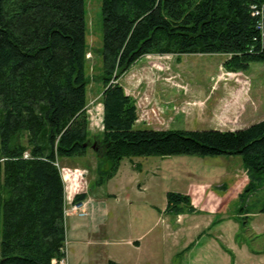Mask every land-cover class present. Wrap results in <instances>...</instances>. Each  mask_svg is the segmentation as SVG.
I'll return each instance as SVG.
<instances>
[{
	"label": "trees",
	"instance_id": "obj_1",
	"mask_svg": "<svg viewBox=\"0 0 264 264\" xmlns=\"http://www.w3.org/2000/svg\"><path fill=\"white\" fill-rule=\"evenodd\" d=\"M263 2L102 0L103 132L92 135L85 0H0V264L62 263L65 189L57 164L89 149L99 159V185L125 158L238 155L255 179L245 198L264 175V120L235 131L136 129L137 107L120 80L147 55L224 54L230 72L264 63L253 9ZM167 201L171 209L190 197L169 193Z\"/></svg>",
	"mask_w": 264,
	"mask_h": 264
},
{
	"label": "rangeland",
	"instance_id": "obj_2",
	"mask_svg": "<svg viewBox=\"0 0 264 264\" xmlns=\"http://www.w3.org/2000/svg\"><path fill=\"white\" fill-rule=\"evenodd\" d=\"M85 2L90 77L87 113L90 132L99 135L103 132V85L98 79L102 72V0ZM228 59L224 54L147 55L141 58L139 64L144 65L136 63L120 82L126 86L128 94H134L139 103H143V110L155 109L158 113L140 116L136 129L204 131L242 127L253 119L264 118V63H252L246 72H230L225 67ZM222 87L223 98L230 99L235 110L237 119L234 117L233 121L221 120L224 118L222 112L230 108L227 100L220 112L215 115L211 112L215 100L213 93L218 94ZM172 96L175 99L168 98ZM164 97L168 100L161 101ZM223 100L221 98L220 102ZM153 118L161 122L156 123ZM85 157L87 170L84 168L85 171L81 170L82 173L72 179L66 174L70 173L69 168L59 166V170L64 182L65 210L71 201L74 203L76 190L80 189L87 196L83 202L87 206L85 217L89 218L93 200L88 196L91 191L96 193L99 187V159L92 149ZM65 160L60 159V163ZM133 166L134 169L138 166L140 183L147 185L139 195H134L137 184L133 185L130 177ZM260 179L243 198L242 193L255 179L238 155L125 158L119 174L112 180L119 192L107 196L115 186H103L102 192L112 212L99 234L92 237L94 240L109 239L112 244L77 245L70 228L67 231L66 227V256L62 262L107 264L108 259H115L128 264L138 258L145 263L150 257V264H264V175ZM188 184L193 186L192 196L187 195L190 204L170 209L167 194L186 195ZM141 198L140 203L136 201L131 205L129 202ZM143 198L146 199L143 201ZM116 217L120 222L118 231L111 229ZM82 219L65 211L66 226L71 227ZM130 221L136 224L132 230L128 227ZM150 225L155 226L151 241L144 242L141 250L134 253L127 241L137 231H147Z\"/></svg>",
	"mask_w": 264,
	"mask_h": 264
},
{
	"label": "crops",
	"instance_id": "obj_3",
	"mask_svg": "<svg viewBox=\"0 0 264 264\" xmlns=\"http://www.w3.org/2000/svg\"><path fill=\"white\" fill-rule=\"evenodd\" d=\"M137 63H138L139 66L140 65H144V64H139L140 61H138ZM122 86L124 87V89L126 91V86L123 84V82H122ZM222 91H223V87L221 89V92H219L218 94H215V92L213 93V96H215V100H214V102L212 104V109H211L212 111L211 112H213L214 115H215L216 112H220V108L226 102L225 100H227V102L230 100V99L228 100L226 97L223 98V96L225 94L223 95L222 94ZM126 93H127V91H126ZM129 95L132 97L134 94H129ZM173 97L174 96L168 97V98L169 99L170 98L171 99H175ZM133 98L136 101V107L138 109L137 110V113H139V111H140V108L138 107L139 100L135 96H133ZM221 98L224 99V100L220 102V99ZM167 100L168 99L164 97V99L161 100V101H167ZM178 101L181 102L180 98H178ZM197 102H199V104H200V101L199 100H197ZM102 107H103V105H102ZM102 110H103V108H102ZM102 113H103V111H102ZM222 113H224L223 114L224 118H221V120H223V122H225V121H227V122L228 121H233V118L234 117L236 118V116H235V110H234V108H232V103L231 102H230V108L228 110L222 112ZM262 120H264V118L253 119L251 122H249V124H247L245 126H242V127H232V126H229L227 129L215 128V130H221V131H225V130L226 131L241 130V129H244V128H247V127L251 126L254 123L260 122ZM234 124H236V123H234ZM63 159H66V160L64 161L63 164L60 163V161H59V166H61L62 168L63 167L64 168H69L70 172L72 173V175L70 176L71 179L74 176H76L77 174H79L80 172L82 173L83 170L84 171H85V169L87 170V168L85 166V164H86V157H83V158H63ZM121 165H122V163H121ZM121 165H120V167H121ZM137 167H136V169H137ZM136 169H134V166H133V168L132 167L130 168V171L133 174V175L130 174V177H131V181H132L133 185L135 183L137 184V187L134 189V195H139V194H141L142 192L145 191V189L147 188V185L146 184H143V183L142 184L140 183V180H138V178H137L139 172H137ZM118 174H119V170H118V173L112 179L106 181L102 185H99V187H97V192L96 193H92V191H91L92 194L89 193L88 198H90V199L92 198V200H93V205L90 206V211H89L90 212V217L89 218L88 217H79V218H83L79 223L74 224L71 227L70 226H66L67 227V231L70 228V231H71V233L74 236L73 237V240L75 242H77V245L78 244H80V245L81 244H84L86 246H94V245L99 246V245L105 244V245L109 246L110 244H112V242H110L109 239H105L104 238V239L94 240V238H95V236L97 234H99V230L101 229V226L103 224L107 223L106 221L108 220V217L110 216V214L112 212V209H109V206H108V203H107V199L105 198V195L106 194H104L102 192V190H104L103 189V186L105 185L107 188H109V186H111V187H114L115 186L114 188L111 189L112 192H109L107 194V196H114L115 193H117L119 191H118L117 185L112 180L115 179V177ZM121 175H122V173H121ZM76 191H77L76 192V196L77 195H80V194H83V192H84L83 190H80V189H78ZM192 191H193L192 184H188L187 191H186V195L192 196ZM84 194H85V192H84ZM145 199L143 198V201ZM141 200H142V198L139 199V200H129V202L132 205V204H135L136 201H138V203L142 202ZM145 203H146V201H145ZM71 216H73V215H71ZM119 223H120L119 222V219H118V217H116L113 220V222H112L111 229H113L114 231H118L120 229V224ZM136 223H137V221H136ZM157 224L158 223H156L155 226ZM135 225L136 224L133 225L132 221H130V223H128V227L131 230L134 229V226ZM155 226H153V225L148 226V229L145 232L137 231L135 233V235L131 236V238L127 241V244L133 248V252L134 253H136L138 250L139 251L141 250L142 245L144 244V242L151 241V239H152L151 234L154 231V227ZM92 237H94V238H92ZM148 258L149 259L145 263H143V261L141 259H139V258L138 259H135V260H130L129 263H134V264H150V262H152V259H150V257H148ZM109 260H112V259H108V261ZM112 261H115V262H117L119 264H127L126 262H124L122 260H115L114 259Z\"/></svg>",
	"mask_w": 264,
	"mask_h": 264
},
{
	"label": "built area",
	"instance_id": "obj_4",
	"mask_svg": "<svg viewBox=\"0 0 264 264\" xmlns=\"http://www.w3.org/2000/svg\"><path fill=\"white\" fill-rule=\"evenodd\" d=\"M253 9L256 10V15L258 16L257 25H258V27L260 28V30L262 32V36L264 37V2L261 4V6L259 8L254 6ZM140 103H138V107L140 108L139 113H137L138 114V119L140 118V116H144L145 114L146 115H154V114L158 113V112H156L155 109H151V108H155V107H151L150 108L151 110L149 109L150 111H148V109L147 110H143L144 105H143V103H141V105H139ZM152 106H155V104L152 105ZM156 117H159V116L157 115ZM153 120L156 123H158V122L160 123L161 122L159 118H153ZM137 122H138V120H137ZM149 128H151V127H149ZM27 156L28 155L26 154V157ZM57 165L59 166V164H57ZM66 174L68 175V177H70L72 175L71 172L70 173H66ZM65 203H66V199H65ZM86 210H87V206H86L85 202H81L79 204H74L71 201V203H69V205L67 206L65 211H67V213H69L71 215H77L79 217H85V216H87V211ZM61 264H64V263L62 262Z\"/></svg>",
	"mask_w": 264,
	"mask_h": 264
},
{
	"label": "water",
	"instance_id": "obj_5",
	"mask_svg": "<svg viewBox=\"0 0 264 264\" xmlns=\"http://www.w3.org/2000/svg\"><path fill=\"white\" fill-rule=\"evenodd\" d=\"M96 144H97L96 142L93 144V146H92L93 149H95ZM85 146H86V145H85Z\"/></svg>",
	"mask_w": 264,
	"mask_h": 264
}]
</instances>
